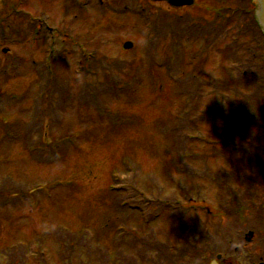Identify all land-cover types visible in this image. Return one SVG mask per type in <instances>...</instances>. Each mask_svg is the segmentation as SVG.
Returning a JSON list of instances; mask_svg holds the SVG:
<instances>
[{
    "label": "rangeland",
    "instance_id": "1",
    "mask_svg": "<svg viewBox=\"0 0 264 264\" xmlns=\"http://www.w3.org/2000/svg\"><path fill=\"white\" fill-rule=\"evenodd\" d=\"M64 1L66 0L57 1L59 8H52L53 3H48L47 6H51L44 10L48 12L41 14L39 19L46 20L53 27L67 21L74 27L90 29V33L92 30L93 42L90 48L92 52H96V57L95 60L92 59L91 65L88 63L90 60H81L79 46L71 61L65 64V58H62L53 66L56 72H62L58 73L59 83L69 85L74 101L83 90L85 100L87 98L92 103L88 105L91 106L89 111L80 105L84 113L78 103L74 106L71 103V110L62 118L63 125L51 123L53 108L48 105L52 103V99L50 95L43 98L38 94L40 87L45 85L38 82L37 73L31 69L33 65L29 58L33 57L38 61L40 71L47 75L48 57H42L41 54L47 45H41V52L32 56L29 50L33 48H27L29 46L25 43L35 36L39 16L34 11H30L31 15L28 16L30 9L22 6L18 8L17 15H14L12 31L0 25V216H22L25 220L19 232L11 231L9 237L5 235L8 218L1 217L3 228L0 225V262L11 258L1 240L6 241L7 238L10 245L17 235L19 239L31 241L35 233L44 230L41 234L43 238L35 242L36 249L30 251L31 254L41 256L40 264H165L159 255H168L167 245H170V253H177V249H182L185 245L183 237L189 238L184 232L188 229H183V225L185 223V226L190 227L192 223L188 220L180 221V213L179 219H176L169 209L164 211L162 217H158L155 213L161 212V207L155 205L170 201L175 194L179 196L177 188L183 184L192 186L185 187V191L198 199L202 190L211 182L210 175L201 173L200 168L207 166V169L211 168L214 172L222 166L219 160L222 161L224 155H218L216 158L219 160L211 158L216 152H212L210 139L214 133H221L225 123L214 131L220 125L216 118L223 120L222 113L226 109L216 96L213 84L207 88L205 82L207 85L215 83L219 80V72L225 81L235 79L236 73L230 72L231 63L225 60L228 59L225 58L228 52L223 49L231 47L235 38L240 47L244 39L236 37V31L231 28V31L221 37L216 48L207 51L209 56L204 55L202 63L199 59L195 62L197 66L192 74L193 67L186 68L183 64L186 60H192L196 53L204 51V42L193 37L187 40L180 34L176 36L177 42H188L183 44V48L175 40L162 42L161 39L160 46L155 44L152 48L153 44L148 45L145 41L146 25H140L139 16L142 23L150 20L152 26H156V22L161 26L164 21H177L179 15H187L185 17L188 21H211L214 17L211 15L214 5L204 7V4H210V0H197L193 8L183 11L170 10L165 4L149 0L114 1L118 5L117 9L121 10V15H116V20V13L112 12L115 3L106 8L108 13L102 10L103 16H99L93 13L94 8L91 7L98 4L99 0H90V4L83 0H72L73 4L69 8H66ZM101 1L106 4L111 0ZM240 1L222 0L220 6L232 9ZM122 7H126V10ZM40 8L44 9V5ZM24 16H28L27 20L23 19ZM26 21L31 30L27 33L25 27L28 26L23 24ZM253 29L257 40L261 36L255 24ZM163 31L165 32V28ZM161 35L163 39H167L164 33ZM82 36L86 37L85 34ZM82 36L77 34L78 41L83 40ZM151 38L154 43L159 39L156 35H151ZM128 41L134 43L130 52L123 50V44ZM27 43L31 44V40ZM4 49H9L10 53L4 55ZM68 50L72 53L74 46H69ZM115 61H118V65L114 66ZM121 63H128L123 72ZM108 66L111 68L110 72L104 74L103 71ZM83 67L86 70L89 68L93 75L87 81L86 73L76 77L73 71H79ZM197 71L203 73V76H199ZM169 74L172 76L168 77ZM191 74L202 88H193L194 84L189 80ZM104 75L108 80L104 81ZM104 83L113 85L112 95L100 94L107 91ZM178 83L184 89L179 88L176 85ZM88 85L95 87L94 91ZM194 91L199 94V98H193L196 97ZM185 95L191 96V102L186 103ZM259 97L262 102L258 106L264 107V94ZM37 101V104L42 101L40 108H34ZM199 115L205 118L201 123ZM189 119L198 126L191 129ZM212 119L216 121L211 123ZM39 126L50 137L44 138L41 134L37 143L47 148L38 149L37 154H31L32 151L28 149L37 145L36 132L40 131ZM187 130L191 138L183 136L187 135ZM63 139L70 140L64 146L61 143L57 145ZM54 146L53 152L50 147ZM189 170L198 174H189ZM114 175L122 178V183L116 184L124 185L122 192L116 188ZM198 177L204 184L202 187L198 184ZM193 179L196 180L194 186ZM156 184L165 188L157 192L160 188H155ZM261 188L264 192L263 186ZM213 192L215 196L212 203L217 201L216 187ZM189 201L190 198L186 201L187 205H180L186 210L190 208V216H195L197 221V217L204 219V213L200 215L201 213L194 212L199 204H190ZM1 202L9 204L3 206ZM139 207L141 213L136 210ZM183 207L180 206L181 209ZM194 226L196 227V223ZM254 230L263 232L264 223L257 226L255 224ZM12 235L15 237L11 238ZM85 235L93 238L92 244L100 242L104 252L94 251L93 245L88 253L82 246H74L71 249L73 256L69 259V251L58 246L60 241L69 238L79 239L77 243L84 244L87 241ZM257 244L264 246V232L252 248ZM198 245L201 246L202 243L199 241ZM22 246L29 249L28 246ZM185 254L186 258L181 257L178 261L175 259V263L200 264L198 254L190 249ZM214 256L212 250L208 251L207 263ZM28 260L30 264L34 263L31 259Z\"/></svg>",
    "mask_w": 264,
    "mask_h": 264
},
{
    "label": "flooded vegetation",
    "instance_id": "2",
    "mask_svg": "<svg viewBox=\"0 0 264 264\" xmlns=\"http://www.w3.org/2000/svg\"><path fill=\"white\" fill-rule=\"evenodd\" d=\"M57 1L58 0H1L0 21L2 17H4L5 19L3 20H5L6 28L12 31L14 28V15H17L19 7L23 6L25 9H30L27 14L28 16L30 11L31 13L34 11L35 15L40 16L48 12L44 11L51 6H47L48 3H53L54 7L52 8H59L60 5H56ZM87 1L91 3L90 0ZM114 1L121 0H111L107 5H112L115 3ZM221 1L222 0H210V4H204L205 8L207 5H214L213 14L211 12V15L214 16L213 19L215 21L219 20L218 17L222 12V7L220 6ZM64 2L67 5L66 8H69L73 4L72 0H66ZM243 2L246 1L243 0ZM196 3L197 0H195V5ZM41 5H44V9L40 8ZM116 6L118 5L115 3L114 7L117 8ZM167 6L170 10H183H175V8L169 5ZM91 7L94 8L93 13L100 16L104 7L103 1H100V5ZM115 8L114 10L116 12H120ZM28 16H24L23 19L27 20ZM185 16L187 15L177 16L181 24L184 22ZM96 17L99 18L98 16ZM116 19L115 17L114 20ZM118 22L121 23V20ZM23 24L28 26L25 27V33L31 31L27 21L23 22ZM70 24L71 22L64 21L53 27L47 25V22L44 24L40 23L35 37L29 38L28 40L36 39L37 42L34 41L31 42V44L27 43L28 41L25 42L26 46H29L28 48H33L29 50L32 56L37 52H41V45H49L51 48L49 52H51L53 56L58 55V52L61 50L62 46H64L63 55L65 56V62L71 60L67 56L70 57L72 53L67 48L69 46L72 47L73 44L78 42L77 34L81 36L85 34L86 37L84 38L82 36L81 39L88 43L92 41L91 35L93 32L91 30L90 33V29L88 28L81 29ZM175 25L177 27H175ZM178 26L179 23L177 22L168 23V29L171 30L169 33L170 36L182 35L184 33V27H181L180 32ZM45 52L44 49V52L41 53L42 57L45 55ZM251 74H253V72H251ZM244 76H248V74L245 73ZM217 78L219 80H216L214 89L216 90V96L220 98L226 110L222 113L224 116L223 120L219 118L216 119L220 122V125L218 123L219 126L216 127L215 130L217 131V129H220L222 124L224 125L225 123L224 126H226V124L232 125L233 132L225 134V127L223 126L221 128V133L216 132L213 135L215 141V147H213L216 153L214 154L215 156L211 158L219 160L216 157L218 155H224L222 157L224 159L222 161L219 160L222 162V166L216 168L214 172L211 168L207 169V166L206 168L205 166L200 168L202 170L201 173L206 172L211 177V182L202 190V195L198 196V199H196L194 197H189L188 192H184L186 195L185 201L190 198V204L193 202L199 204L198 214L201 213L200 215H203L204 213L206 217L204 219L197 217V221L195 216L191 217L189 214L185 216V219L193 221L191 222L192 224L195 223V221L198 222V237L199 241L202 243L198 251V260L200 264H212L213 262L217 264H264V246L257 244L255 248L258 250L252 248L254 242L257 241L259 236L262 237L264 232L259 233L254 230L255 224L257 226L264 223V192H262L261 188L263 186L264 189V127L261 126L264 124V116L262 114V112H264V107L258 106L259 102H262L259 101L260 98H258L257 101H236L232 96L236 91L232 86V81L228 82L227 80H223L221 72H219ZM223 83H225L226 86H223ZM261 83L263 84L262 94H264V82L262 79ZM245 90L249 93L254 91L252 79L248 82ZM223 93L229 94L231 99L229 101H223ZM256 105L258 108H256ZM201 173L200 175H202ZM198 182L200 187L204 185L200 178ZM214 187L218 190V196L217 201L212 203V199L215 196L213 192ZM1 217L8 218L10 224H8V228L6 229V235L9 237L11 236V231L19 232L25 224V220L22 219V216L15 217L10 215L0 216V224L2 222ZM43 232L44 230H40L37 234L35 233V237L31 241H27V239L24 240L23 238L19 239V236L16 234V237L12 235L11 238L15 237V240L10 245L7 238L6 241L1 240V242L3 241V244H5L4 248L8 249L11 258H9L8 261L0 262V264H30L28 259H31V261L34 262L33 264H40V261H42H39L41 256L35 253L31 254L30 251L36 249L35 242H39V238H43L41 236ZM188 236L190 235L188 234ZM89 242L91 241L89 240ZM22 245H25V247L28 246L29 249H25ZM45 245L46 243L44 244V249ZM210 250L215 253V256L207 263L208 258H206V255Z\"/></svg>",
    "mask_w": 264,
    "mask_h": 264
},
{
    "label": "water",
    "instance_id": "3",
    "mask_svg": "<svg viewBox=\"0 0 264 264\" xmlns=\"http://www.w3.org/2000/svg\"><path fill=\"white\" fill-rule=\"evenodd\" d=\"M156 2H168L173 7H184L193 5V0H154ZM258 9L256 11V18L259 25L262 27L264 31V0H257ZM133 45L131 43H127L125 45V49H132ZM212 264H217L213 262Z\"/></svg>",
    "mask_w": 264,
    "mask_h": 264
},
{
    "label": "trees",
    "instance_id": "4",
    "mask_svg": "<svg viewBox=\"0 0 264 264\" xmlns=\"http://www.w3.org/2000/svg\"><path fill=\"white\" fill-rule=\"evenodd\" d=\"M236 14H238L237 13V11L235 12ZM239 15V14H238ZM240 16V15H239ZM249 57H250V55H249ZM253 57V56H252ZM263 61V65H262V67H260V70H262V72H261V74H262V76H261V79L264 81V59H262ZM125 65H127V64H121V72H123V71H125V69H124V66ZM261 66V65H260ZM49 86H57L58 85V82L55 80V79H53L51 82H50V84H48ZM37 106V105H36ZM50 106H52L51 104H50ZM262 114H263V116H264V112H262ZM262 127H264V124H262L261 125ZM194 252L197 254V252H198V249L197 248H194ZM160 257L161 256H164V258L162 257V259H164V263L166 264V262H167V264H171V263H173L174 261L172 260L173 259V256L172 255H169V257H171V261H173V262H171V261H169V260H166V253L164 254V255H159Z\"/></svg>",
    "mask_w": 264,
    "mask_h": 264
}]
</instances>
